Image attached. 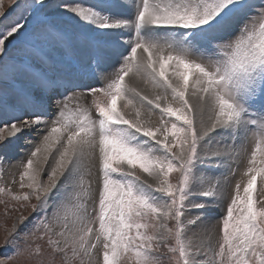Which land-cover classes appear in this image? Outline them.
<instances>
[{"label": "snow or ice", "instance_id": "6c2138e0", "mask_svg": "<svg viewBox=\"0 0 264 264\" xmlns=\"http://www.w3.org/2000/svg\"><path fill=\"white\" fill-rule=\"evenodd\" d=\"M15 148L0 264H264V0H0Z\"/></svg>", "mask_w": 264, "mask_h": 264}, {"label": "rangeland", "instance_id": "374dc122", "mask_svg": "<svg viewBox=\"0 0 264 264\" xmlns=\"http://www.w3.org/2000/svg\"><path fill=\"white\" fill-rule=\"evenodd\" d=\"M20 146L23 145L24 147H26V145H24V142L21 140L19 142ZM23 146H21V148H23ZM21 148H15L14 150L10 149L8 150L7 152H4V151H0L1 152V156L2 155H8L9 157L13 158L14 160L15 159H19L20 155H21ZM244 170V168H241L240 169V173H242ZM235 174H237V169H236V172ZM10 169L5 166L4 167V170H3V173L2 175H0V186H3V184L5 182H7L8 180H10ZM235 178L234 176L233 177H230L229 180H228V185L227 187L230 188L232 185H233V182H232V179ZM236 180H234V183H236ZM258 185H259V181H258ZM231 189V188H230ZM228 194H226L227 196ZM230 199V196L227 198H224V202L226 204L227 200ZM33 203H35V201L33 200ZM226 209V206H223L222 208V212L221 214L224 212V210ZM23 211V214L25 216H29L31 214V208H25L22 210ZM3 212H4V208H3V205H0V244H3V241H4V237H5V231H4V228L5 226L7 227H11L12 223L17 219V217L19 216V212H16V213H12L10 217H4L3 216ZM220 217V216H219ZM219 217H218V220H219ZM2 251V250H0Z\"/></svg>", "mask_w": 264, "mask_h": 264}, {"label": "bare ground", "instance_id": "6f19581e", "mask_svg": "<svg viewBox=\"0 0 264 264\" xmlns=\"http://www.w3.org/2000/svg\"><path fill=\"white\" fill-rule=\"evenodd\" d=\"M21 146H23V145H21ZM0 154H1V152H0ZM241 168H243V163H241V166L239 168H237V174H235V176H234L235 178L232 179L233 183H234L235 179H237V180L241 179V174H242V173H240V169ZM230 188L227 187L226 194H228L227 195L228 197L230 196V193H231V189ZM226 194H225V198H227ZM223 206H226L225 202H222V203L221 202H214L212 204V206L210 207L209 211L206 214L207 217H208V220H206L205 223H208L209 221L217 222L218 221V217L221 215V212L223 211L222 210ZM217 232H218V224H217ZM214 241H215V235L213 236V242Z\"/></svg>", "mask_w": 264, "mask_h": 264}]
</instances>
